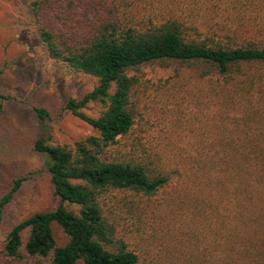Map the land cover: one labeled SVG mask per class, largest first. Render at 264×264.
I'll list each match as a JSON object with an SVG mask.
<instances>
[{"label": "trees", "instance_id": "1", "mask_svg": "<svg viewBox=\"0 0 264 264\" xmlns=\"http://www.w3.org/2000/svg\"><path fill=\"white\" fill-rule=\"evenodd\" d=\"M148 4L31 0L48 57L97 80L91 90L80 98L69 97L65 104L96 133L69 143L42 136L33 141L34 150L44 155V168L60 202L9 229L0 242V264H139L138 252L118 234L119 212L103 202L104 195L116 189L148 199L164 189H177L171 201L185 207L181 214L192 207L204 218L196 220L195 231L211 237L208 264H264V73L255 65L264 64V33L200 37L202 33H187L175 18L146 13ZM169 60L191 65L200 77H218L223 84L219 95L230 108L225 112L230 137L203 144L200 156L189 164L190 173L176 177L178 171L160 166L155 155L143 161L117 150L133 124L130 92L136 79L131 71ZM89 102L102 105L99 115L83 112ZM34 110L40 118L47 115L44 108ZM233 111L237 115L229 116ZM26 178H14L0 196V220ZM124 204L137 215L143 213L132 199ZM53 224L66 237L62 245H57Z\"/></svg>", "mask_w": 264, "mask_h": 264}, {"label": "rangeland", "instance_id": "2", "mask_svg": "<svg viewBox=\"0 0 264 264\" xmlns=\"http://www.w3.org/2000/svg\"><path fill=\"white\" fill-rule=\"evenodd\" d=\"M148 1L146 13L175 18L187 33H202L200 37L264 33V0ZM30 2L0 0V196L14 178L27 177L3 211L0 242L14 224L60 202L44 168V155L34 150L33 141L42 136L69 143L96 133L65 108L69 97L80 98L91 90L96 78L48 57ZM255 65L264 73V64ZM131 74L136 79L130 92L133 124L120 138L117 150L143 161L155 155L160 158V166L178 171L173 175L176 177L178 173H190L189 164L200 156L203 144L230 137V121L225 116L230 108L219 95L223 84L218 77H200L191 65L170 60L144 64ZM35 107L44 108L46 117L40 118ZM102 108L99 102H89L83 112L94 117ZM174 196H178L177 189H164L150 199L116 189L104 195L103 202L115 214L119 212L118 234H123L138 252L141 264H208L206 248L211 237L195 231L196 220L204 218L195 215L192 207L182 215L185 207L180 209L172 202ZM131 199L143 209L142 214L137 215L124 204ZM65 206L77 209L73 204ZM52 228L57 245L64 244L66 237L61 229L56 224Z\"/></svg>", "mask_w": 264, "mask_h": 264}]
</instances>
